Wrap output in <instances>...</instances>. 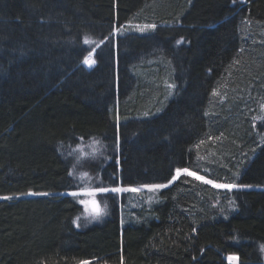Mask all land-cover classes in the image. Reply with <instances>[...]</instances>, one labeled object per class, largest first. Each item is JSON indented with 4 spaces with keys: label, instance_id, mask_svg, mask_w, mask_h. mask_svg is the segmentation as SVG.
Instances as JSON below:
<instances>
[{
    "label": "trees",
    "instance_id": "1",
    "mask_svg": "<svg viewBox=\"0 0 264 264\" xmlns=\"http://www.w3.org/2000/svg\"><path fill=\"white\" fill-rule=\"evenodd\" d=\"M75 161L108 189L182 167L253 187L182 173L78 224ZM262 245L264 0H0V264H264Z\"/></svg>",
    "mask_w": 264,
    "mask_h": 264
},
{
    "label": "rangeland",
    "instance_id": "2",
    "mask_svg": "<svg viewBox=\"0 0 264 264\" xmlns=\"http://www.w3.org/2000/svg\"><path fill=\"white\" fill-rule=\"evenodd\" d=\"M141 28H144V31H141L140 30ZM150 29H152V28H145L144 25H127L125 27V30L123 29V31H132V32L143 33V32L150 30ZM121 31L122 30H120L119 32H121ZM90 58L92 59V54H91ZM92 142H94V141L89 140L86 142H82L81 145L76 147V149L72 150L71 153H69V154L75 156L76 157L75 159H79V160H81L82 158H83V160L86 158H91L92 157L91 155L88 157H86V156L88 155V153H90V152L92 153L95 150V148L92 146L93 145ZM92 159H93V157H92ZM90 161H92V160H90ZM73 165L75 167L77 166L76 170L74 168L72 169L73 175L75 176L76 179H79L81 181L80 182L81 187L79 189H76L73 192L81 193L80 199L89 202L87 204H83L85 210L81 213L80 218H79L78 224H83V222L86 219H89V218L94 216L93 205L91 204V201H93V200H95L96 205L98 206L100 213H101L96 218H99L102 215H105L107 213L106 204L104 203V201H103L104 198L102 197L105 192H97L94 196L85 195L84 193L86 191H89V190H92L95 188H103V187H97V186L95 187L94 186L91 174L89 172H87L86 170H83L81 168L80 162L78 163L77 161H75V163ZM181 169H185V168L182 167ZM82 173H87V176H83ZM174 175H176V170H175L173 176ZM171 179H172V177L169 180H171ZM169 180L164 182V183H161V184L169 185V183H168ZM145 185H153V184L116 186V187L124 189V191L114 192V196H115V198H116V200L120 206L119 207L120 214L123 215L124 211H126L127 209L136 208L135 206H137L139 203H148L154 198L155 193L157 192V189H150L148 187H144ZM116 187H114V188H116ZM133 189H136V190L133 191ZM98 195H99V197H98ZM228 261L233 263V264H236L238 262V259L236 261H230L228 259Z\"/></svg>",
    "mask_w": 264,
    "mask_h": 264
},
{
    "label": "snow or ice",
    "instance_id": "3",
    "mask_svg": "<svg viewBox=\"0 0 264 264\" xmlns=\"http://www.w3.org/2000/svg\"><path fill=\"white\" fill-rule=\"evenodd\" d=\"M233 3H235V0H233ZM145 28H155V25H146ZM141 31H144V28L140 29ZM117 32H119V29H116ZM85 43H90V41H88L87 39L85 40ZM101 43H103V41H101ZM179 43V41H178ZM91 54L88 57L84 58L83 63L88 65V66H92L95 64V60L90 58ZM172 87V86H170ZM145 115H147V113H145ZM181 173H186L189 176H195L196 179L198 180H202L205 183L208 184H213L214 187L216 188H225V189H232V188H251L253 187L252 185H237V184H214L213 181L211 180H205L204 177L202 176H198L196 175V173L189 171L188 169H181V168H177L176 169V175L172 176V179L169 180V184L172 183V181L176 180L177 177L181 174ZM73 173H69V175H72ZM83 176H87V173H82ZM144 187H148L150 189H161V188H165L167 187V185L165 184H153V185H145ZM136 189H133V191H135ZM108 191H112V192H120V191H124V189L116 187V188H112V189H108V188H95L89 191H86L84 194L88 195V196H94L97 192H108ZM28 194H32V195H38V193H28ZM43 195H47V193H43ZM69 195L73 196V197H78L79 195H81V193L79 192H71L69 193ZM3 199H11V197H3ZM81 204H87L89 203L88 201H84V200H80ZM91 204L93 205V213L94 216L93 218L98 217L101 213L100 210L98 208V206L96 205L95 200L91 201ZM78 226V225H77ZM262 249H264V245L261 246ZM228 259L230 261H236L238 258L235 255L229 256ZM79 264H90V261L87 260H82L79 262Z\"/></svg>",
    "mask_w": 264,
    "mask_h": 264
}]
</instances>
